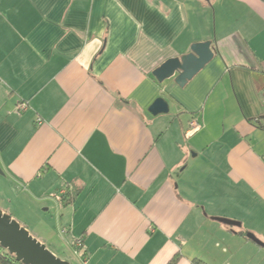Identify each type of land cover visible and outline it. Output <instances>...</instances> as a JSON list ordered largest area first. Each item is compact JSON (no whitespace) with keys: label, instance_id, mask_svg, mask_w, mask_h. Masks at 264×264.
Segmentation results:
<instances>
[{"label":"crops","instance_id":"obj_1","mask_svg":"<svg viewBox=\"0 0 264 264\" xmlns=\"http://www.w3.org/2000/svg\"><path fill=\"white\" fill-rule=\"evenodd\" d=\"M263 91V0H0V209L79 264H264Z\"/></svg>","mask_w":264,"mask_h":264},{"label":"water","instance_id":"obj_2","mask_svg":"<svg viewBox=\"0 0 264 264\" xmlns=\"http://www.w3.org/2000/svg\"><path fill=\"white\" fill-rule=\"evenodd\" d=\"M214 55L212 41L196 42L192 44L189 53L167 59L153 71V74L160 82L175 76V81L183 86L204 68ZM169 110V103L163 97H158L149 108L153 115L167 113ZM221 220L228 224L240 225L239 222L227 218ZM249 236L264 245L253 235L249 234ZM0 245L15 255L16 259L23 264H70L68 260L57 256L11 214L1 209Z\"/></svg>","mask_w":264,"mask_h":264},{"label":"trees","instance_id":"obj_3","mask_svg":"<svg viewBox=\"0 0 264 264\" xmlns=\"http://www.w3.org/2000/svg\"><path fill=\"white\" fill-rule=\"evenodd\" d=\"M264 1V0H263ZM264 118V116H263ZM261 119L258 118V122H260ZM181 257L180 253L175 254L168 262L167 264H176ZM195 264H205L204 261L201 259H194L193 260ZM0 264H23L22 262L18 261L15 257V255L11 254L6 248L2 247L0 245Z\"/></svg>","mask_w":264,"mask_h":264},{"label":"built area","instance_id":"obj_4","mask_svg":"<svg viewBox=\"0 0 264 264\" xmlns=\"http://www.w3.org/2000/svg\"><path fill=\"white\" fill-rule=\"evenodd\" d=\"M263 96H264V91H263ZM26 108H27V103H20L17 106L18 110H25ZM256 120L258 121V119H256ZM38 123H42L41 119H38ZM190 126H191L192 129L196 128L197 127V120L193 119L190 122ZM81 246H82V241L81 240H77L74 252H75V255L80 258L81 263L82 264H86L87 263L86 259L82 258L84 255L81 252Z\"/></svg>","mask_w":264,"mask_h":264},{"label":"rangeland","instance_id":"obj_5","mask_svg":"<svg viewBox=\"0 0 264 264\" xmlns=\"http://www.w3.org/2000/svg\"><path fill=\"white\" fill-rule=\"evenodd\" d=\"M219 21V20H218ZM16 219V218H15ZM17 220V219H16ZM19 221V220H18ZM22 225H24L21 221H19ZM33 234V233H32ZM36 237V236H35ZM36 238H38V237H36ZM68 260H69V262H70V264H79V263H77V262H74V260L72 259V258H68Z\"/></svg>","mask_w":264,"mask_h":264}]
</instances>
